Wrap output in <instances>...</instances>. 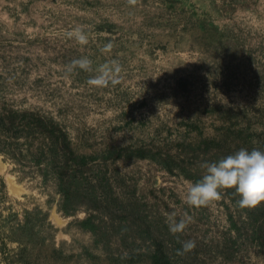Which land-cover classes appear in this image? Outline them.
<instances>
[{
	"label": "rangeland",
	"instance_id": "374dc122",
	"mask_svg": "<svg viewBox=\"0 0 264 264\" xmlns=\"http://www.w3.org/2000/svg\"><path fill=\"white\" fill-rule=\"evenodd\" d=\"M81 57L90 70L69 71ZM112 60L119 82L90 86ZM240 148L264 150V0H0V220L45 211L78 264L158 245L174 264H264V203L184 200L204 161ZM66 172L98 207L81 191L65 209ZM172 213L191 216L182 233Z\"/></svg>",
	"mask_w": 264,
	"mask_h": 264
},
{
	"label": "trees",
	"instance_id": "16d2710c",
	"mask_svg": "<svg viewBox=\"0 0 264 264\" xmlns=\"http://www.w3.org/2000/svg\"><path fill=\"white\" fill-rule=\"evenodd\" d=\"M52 144V151H56L59 146L58 141ZM64 152L67 154L66 150ZM60 184L67 203L65 209L70 208L77 196H82L81 191L84 194L86 193L87 197H91L92 207H98L99 201L95 196V190L85 189L76 173H64ZM0 191L1 197H6V183L1 175ZM93 215L88 216L82 223L85 225L91 224V227L94 226L95 234H99L101 239L107 240L106 243L109 242L108 227H104L102 224L96 228V225L93 224L96 215ZM262 216L264 217V213H262L258 222L261 221ZM111 225L113 226V224ZM259 226L261 227V225ZM149 252H130L128 255L113 254L112 257H109L110 264H135L148 261V259H150L149 264H174L168 261L161 245H158L154 251ZM75 258V254L67 253L62 245L56 243L55 228L48 220L45 211L39 208L25 209L22 211V217H20L19 212L9 209L7 215L0 220V264H70L71 261L78 264Z\"/></svg>",
	"mask_w": 264,
	"mask_h": 264
},
{
	"label": "clouds",
	"instance_id": "9594fccd",
	"mask_svg": "<svg viewBox=\"0 0 264 264\" xmlns=\"http://www.w3.org/2000/svg\"><path fill=\"white\" fill-rule=\"evenodd\" d=\"M76 40L87 43V36L80 29L75 30ZM71 35V33H70ZM111 43L106 44L102 51H108ZM91 61L87 57L73 59L69 71L78 67L90 70ZM121 67L116 60L99 66L98 74L88 79L90 86L104 87L109 83L119 82ZM204 174L196 182L190 183L184 200L190 207L207 206L221 197L222 190L232 189L239 196L237 204L240 208H253L264 203V150L240 148L237 151L222 156L215 161H204L201 165ZM191 216L185 215L177 220L175 213L166 216L168 230L172 234L182 233ZM196 246L194 240L182 242L184 252L191 251Z\"/></svg>",
	"mask_w": 264,
	"mask_h": 264
}]
</instances>
